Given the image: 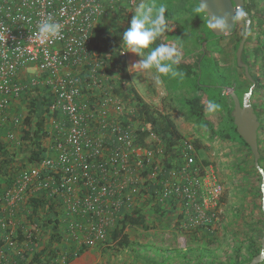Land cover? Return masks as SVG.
I'll use <instances>...</instances> for the list:
<instances>
[{"label": "built area", "instance_id": "2783aa9c", "mask_svg": "<svg viewBox=\"0 0 264 264\" xmlns=\"http://www.w3.org/2000/svg\"><path fill=\"white\" fill-rule=\"evenodd\" d=\"M139 1L0 0V123L8 122L5 113L12 101L30 85H49L54 95L50 111L66 131L64 140L54 146L56 159H43L40 167L23 172L20 186L0 195V201L19 205L34 183L51 198L63 194L68 239L80 246L103 242L121 208L131 207L135 196L151 187L162 204L170 200L178 204L183 217L180 227L185 231L208 229L212 223L214 227L219 219L222 186L198 163L192 141H182L180 156L164 174L163 148L144 149L136 144L129 130L132 126L118 120L126 112L119 98L108 95L96 104L82 100L79 69L101 58L94 49L93 29L99 20L124 6L136 7ZM26 73L32 76L30 82L23 81ZM111 111L118 118L107 121ZM105 122L113 125L117 148L109 150L104 145V133L95 135ZM153 138L159 145V139ZM9 139H14L12 132ZM145 165H154L149 183ZM48 171L54 175L48 176ZM77 188L82 195L75 199ZM82 218L91 222L90 228ZM0 226L7 224L0 219ZM8 245L16 248V239L9 237Z\"/></svg>", "mask_w": 264, "mask_h": 264}, {"label": "rangeland", "instance_id": "374dc122", "mask_svg": "<svg viewBox=\"0 0 264 264\" xmlns=\"http://www.w3.org/2000/svg\"><path fill=\"white\" fill-rule=\"evenodd\" d=\"M144 2L146 0H140L136 7L128 8L127 11H124L123 20L119 25L120 30L116 33L120 32L122 38L120 45L122 51L126 52L127 61L130 60V63L132 62V68L134 69L136 62L142 61L149 64L150 76L151 72H153L155 78L152 77L153 84L150 83L149 86L153 89V96H159V99L154 103L152 102L155 104L154 106H152L151 102L149 104L146 103L147 106L154 109L158 115L164 114L171 117L178 131L185 139L200 141L202 149L197 153L198 162L200 164L204 160L208 162L209 165L206 166V170L209 174H213L222 186V196L219 208H217L219 219L214 226L215 234L213 236L215 238L210 243L212 249L209 248L214 251L217 257L213 262V256L207 257L205 254H200L198 255L200 257H197L196 254L187 251L190 247L209 246L208 237H204L205 235L203 236L202 232H191V234L181 232L179 229L180 208H157L158 204H162L158 201V198L147 196L143 191L138 196H135L133 205L128 208L129 212L135 207L142 208L146 215V227L127 229L132 245L128 248H121L114 243H107V234L105 239L102 240L103 242H98L88 247V250L84 252L85 255L80 256L79 263L226 264L229 257L235 258L238 252L237 248L241 245V242L253 234L250 228L258 227L259 231L261 230L262 232L264 216L260 211L261 197L258 192L261 186V178L254 168L253 156L248 148L241 141L232 140L235 135L232 134L230 138L226 137L228 126L226 128L224 124H221L217 127L216 133L213 134L208 128L188 118L185 100L198 94L196 93L195 85L201 84L205 86L208 83H216L208 75L212 68L192 78L176 67L178 59L190 62L191 56L201 52L203 46L214 44L213 41L208 39L210 36L209 31L198 21L199 14L196 12V0H148L145 4ZM151 9H153L151 16L155 17V20H159L158 11L160 12L163 9L166 15L172 13L175 16L173 23L178 24H173L169 32L171 35L165 37L168 44L165 53H152L157 55L154 56L157 68L152 66L153 63L149 53L143 50L139 42L140 31L145 27H150L149 22L142 21V19L145 12ZM254 11H257L258 20L251 29L250 38L246 42L245 52L254 66L253 71L259 78L263 79L261 84H264V6L258 5L257 10L254 9ZM140 19L141 22L139 21ZM136 22L138 24L137 27L135 26ZM245 24L244 20H240L238 33L224 36L218 41V46L214 47L216 48L214 51L218 53V57L224 62V68L228 67L231 69L234 72L232 77L237 79L232 87L225 88L224 93L228 96L232 93H237L236 91L241 83L245 85L244 88L240 89V92L244 93V95L247 94L245 90L247 88L251 90L254 85L250 80H248L249 83H246L247 77L243 68L237 69L234 64L235 51L233 47L245 34ZM165 56L169 58L165 59ZM219 70L224 72L223 64L219 67ZM138 82H141V80H138ZM256 85L251 97V103L260 107L264 103V90L262 91L264 86L261 88L260 84ZM210 92H216V90L211 89ZM140 124L142 125V123ZM261 124L259 139L261 141V149L264 151V121ZM136 125L138 126V123ZM27 151L29 150L26 149L24 152L19 153L17 158L20 161L16 162V167L20 166V163L23 164L25 162V156L28 155ZM262 167H264V162ZM26 209L31 211L30 208ZM59 209L66 210V208ZM18 215L20 219L28 220V224H33V222L35 224L37 221L38 224H42V221L39 222L40 219H36L31 212L29 215L25 213H19ZM7 220V222L12 221V219L8 218ZM66 220H69V217ZM82 221L85 227L90 228V221L85 218H82ZM59 224L58 230L64 229L65 227L62 226L67 225L64 221H60ZM66 227L68 228V226ZM43 230H45L48 239V230ZM68 237L69 233L65 242L72 244L78 250L80 245L71 242ZM37 241L39 242L38 239ZM47 244L48 240L45 241V246L48 247ZM162 250L166 251L164 256L159 254V251ZM243 253L244 255L248 254L246 247ZM58 257L57 264H68L72 258L67 253L62 254V257Z\"/></svg>", "mask_w": 264, "mask_h": 264}, {"label": "trees", "instance_id": "16d2710c", "mask_svg": "<svg viewBox=\"0 0 264 264\" xmlns=\"http://www.w3.org/2000/svg\"><path fill=\"white\" fill-rule=\"evenodd\" d=\"M196 3H197L196 12L199 14L198 21L201 24H203V26L206 27V29L209 31L210 36L208 37V39L213 41L214 44L203 46L201 52H198L191 56L190 62H187L186 60L183 59H178V62L176 63V67L182 70L185 75L190 76L192 78L196 77L199 73L201 75V73H203L204 71H209L212 68V71H209L208 75H210V78L216 81V83L214 84L208 83V85L205 86H202L201 84L198 85L197 83H195L197 84L195 85V88H196V93L198 94L193 96L192 98L185 100L186 112L188 118L192 121L197 122L201 126L208 128L209 130H211L213 134L216 133L217 127L220 126L221 124H224L226 128L228 126V132L226 137L230 138L232 134L235 135V137L232 138V140L241 141L243 145L247 147L250 153L252 154L250 147L238 134L237 128L234 124V118L232 115L234 110V100L231 97V95L228 96L224 93L225 88L232 87L237 79H235V77L234 78L232 77V74L234 76V72H232L231 69H229L228 67L224 68L223 60L220 59L218 57V53L214 51L216 50V48L214 47L218 46L217 44L218 41L223 37H218L212 32L211 28L208 26V18L206 14L200 10L198 0H196ZM262 4H264V0H260V1L249 0V9L246 7L245 12H249L248 10H250V8H253V10L254 9L257 10V6L258 5L262 6ZM127 7L128 6H124L123 8H121V10L116 12V14L120 13L121 15L122 13H124L125 8ZM152 12L153 9L147 10V12H145L143 16L142 21L144 20L145 22H149L150 27L148 28L145 27L140 31L139 42L143 47V50L149 53V57L152 60L154 68H157L155 65L156 63L154 58V56L157 55H153V54L165 53L166 46L168 45L166 43L165 37L171 35L169 34L170 27L176 23H173L175 16L172 13H168V15H166V12L163 9H161L160 12L158 11L159 20H155V17L151 16ZM139 21L141 22V19ZM135 26L136 27L138 26L137 22ZM242 38H240L233 47L235 51L234 64L237 69H240V67L237 64L236 52L239 48ZM121 39L122 38L120 36V32L118 33L111 32L108 29V27L95 26V28L93 29L92 40L94 42V49L96 53L101 55V57L103 58V59L101 58L100 61H104L105 65L107 64L106 68L104 65L105 69L103 70L106 71V74L109 77V81L106 83L107 85L105 84V87L108 86L107 90L111 93L110 95H113L122 101V104L126 112L124 113V115L120 116L118 120L131 125L135 129L134 130L131 127L129 130L130 132L132 131L136 144L140 145L144 149H152L153 147L163 148L164 156L161 164L164 170H166L164 173L166 174V172H168L171 168L174 167L175 160H177V158L180 156L182 141L185 140V138L178 131L176 124L173 122L171 117L164 114L158 115L154 109H152L150 106H147L143 98L138 94L136 89L133 87L127 58L126 56L122 55V47L120 45ZM168 58L169 57L165 56V59ZM245 59L246 58L244 51V61ZM222 64L225 73L222 70H219V67H221ZM100 71L101 70H99L98 73ZM83 78H85L86 81H90V75L88 69H85ZM24 79L29 81V74L23 75V81ZM246 83H249L248 78L246 80ZM260 85L261 88L264 86V84H260ZM82 87L83 89L85 88L84 85ZM244 87L245 85L241 83V85H239V88L236 91L237 92L236 94L238 95L241 102L243 101L244 93H241L240 89ZM211 89H215L216 92H210ZM263 90L264 89L262 88V91ZM249 91H250L249 88L245 90V92L247 93ZM21 97H22V104H24L25 107L27 108V116L23 118L21 122V125L23 126L21 129V136H22V140L26 142L25 145L26 148L30 150L31 153L30 160L32 162L34 161L37 163L43 159L51 158L52 152L50 153L46 151V149L43 147V143H44L43 141L48 136L47 116L49 115L53 116L50 111V107L54 100L52 88L49 85H45V86L30 85V88L27 89L25 92H23ZM253 107L255 113L258 115L260 122L262 123L264 121V103L260 107H257L256 105H253ZM137 123L138 126L136 125ZM140 123H142V125ZM104 124L106 125L105 128L103 129L100 128L101 125L98 126L97 133L98 132L104 133L103 143L109 150L117 148L119 144L116 140L115 135L112 132L113 125L107 122H105ZM12 126L9 124V120L8 122L4 123L3 126H0V195H4L7 191L13 189V187L18 188L20 186L19 173L22 169H24V164L20 166L21 168L15 166L16 162H18L17 160L18 152H24L25 150L23 146L18 147L15 144L13 146L9 143H5L4 141L5 136L8 135ZM153 137L159 139L160 141L159 145H157L154 142ZM192 142L197 152L202 149V145L199 140ZM8 145L10 146V149ZM55 145L56 144H54V146ZM259 148L261 152L260 165L262 167L264 162V151L261 149L260 139H259ZM53 151L56 153L57 156V152L55 150ZM253 164H254V156H253ZM201 165L206 167L209 164L204 160L203 162H201ZM153 168L154 165L151 166L145 165L144 167V174L145 177L147 178V183L150 182ZM254 168L256 169L258 175H260L255 164H254ZM262 168L264 169V167ZM48 173L49 171L47 172V174ZM52 175L54 174L52 173ZM260 178H261V186H262L261 175ZM261 186L258 192L261 197L260 211L264 216L261 205L262 203ZM145 188L148 187H144V189ZM144 193L147 196H153L154 198H156L155 189L153 187L149 188V190L145 189ZM173 203L175 202L170 200L165 202L164 204H158L157 208H167L168 206L167 204L170 205ZM54 204L55 203L50 204L48 202L45 204L43 201L37 202V200H32L31 205L34 208H30L31 209L30 212L33 214V216L36 219H40L39 222L42 221L41 227L43 229L49 228L51 234V248H52L51 252L57 254L60 251L56 250L57 248L54 249L52 246L55 244V242L60 243L61 242L60 237L62 236L58 232L59 224L57 225L56 223L54 226L50 225L51 223L56 221L55 219L56 217L59 216L60 213L58 210L59 208H56V206L54 207ZM48 205H50L49 206L50 208L45 212L46 213L45 215L42 214V212H44L45 208ZM62 214L64 215V213ZM182 218L183 217L180 216V219ZM145 222H146V215L142 208L135 207L131 210V212L128 211V207L121 208V210L115 215L114 224L111 226V228L108 231V241L106 242L110 244L114 243L115 245L121 248L130 247V245H132L131 244L132 242L129 240L130 237L129 234L127 233V229L139 228L143 226L146 227ZM213 225L214 223H212L210 228L208 229L203 227L191 231H185L181 227H179V229L181 232H184L186 234H191V232L192 233L202 232L203 233L202 235L203 236L205 235L204 237H208L207 240L209 241V246L207 247L203 246L197 248L190 247V249H188L187 251L196 254L197 257H200L198 256L200 254H205L207 257L213 256L212 260L214 262L217 256L214 254L213 250L209 249L211 248L210 243L213 241V238H215L213 236L215 234ZM250 231H253V234L249 235L247 239H244L241 242V245L238 246L237 248L238 252L235 258L229 257L228 260L226 261V264H250L253 258H255L261 253L262 251L261 240L264 235V221L262 222V232L261 230L259 231L258 227H255L254 229L250 228ZM37 243L38 242L36 239L31 240L32 251L35 252L36 254L32 260V264H39L42 262L40 258V254L38 252L36 253V249L38 247ZM88 247H89L88 244H83L74 253V255H72L71 253L70 256L71 257L79 256L80 254L88 250ZM245 247L246 250L248 251V254L246 255H244L243 253ZM165 253L166 251L164 250L159 251V254L161 256H164ZM260 264H264V261Z\"/></svg>", "mask_w": 264, "mask_h": 264}, {"label": "crops", "instance_id": "0c3cea01", "mask_svg": "<svg viewBox=\"0 0 264 264\" xmlns=\"http://www.w3.org/2000/svg\"><path fill=\"white\" fill-rule=\"evenodd\" d=\"M147 1L148 0H146V2ZM146 2H144V4ZM262 5H264V4H262ZM127 10H128V7L125 8V11H127ZM124 14L125 13H122L121 15H120V13H117V14L113 13L107 18L99 20L98 23L96 24V26H105V27H108V29L111 32H117L118 30H120L119 25H120V22L123 20ZM128 48H130V47H128ZM99 56H101V55H99ZM101 58L96 59V60L93 59L90 63H88L87 65H85L79 69L80 76L82 78V86L83 85L85 86L84 89L82 87V94H83L82 100L88 101L89 103H92V104H96L97 102L99 103L103 98H105L106 96L111 94L107 90L108 86L105 87V84L109 81V77L106 74V71H103L107 67V64L105 65L104 61H100ZM131 63H130V60H128V67H129L133 87L136 89L138 94L143 98L145 103L149 104V102H151L152 106H154L155 104H153V103L159 99V96L154 97L153 96V89H151L149 86L150 83L153 84L152 83V77L155 78L153 75V72H151V76L149 74L150 73L149 68H148L149 64L147 62L144 63L142 61L138 62V63L136 62L135 67L133 69L132 68L133 64H131ZM104 65H105V68H104ZM85 69H88V71H89L90 81H86L85 78H83V74L85 73ZM99 70H101V71L98 73ZM26 74H23V75H26ZM30 78H32V76L31 77L29 76V80H30ZM136 78H137V80H136ZM138 80H141V82H138ZM27 81L28 80L24 79V82H27ZM142 82H143V84H142ZM140 84H142V86H140ZM157 91H159V90L157 89ZM22 107H23V109H22ZM26 116H27V108L25 107L24 104H22V97H20L18 100H13L10 108L5 113V118L7 119V121L9 120V124L11 126L13 125L12 126L13 128L11 127V130L9 131V133L10 132L13 133L15 140L9 139V133H8V135L5 136V140H4L5 143H9L13 146L15 144L18 147L23 146V148L25 150L27 149L25 146L26 142L22 140V136H21V129L23 127L21 125V122H22L23 118H25ZM47 118H48L47 119L48 136L43 141L44 142L43 147L46 149V151H48L50 153L52 152V158L56 159V153L53 151L54 150V144H56L59 141L64 140L66 131L64 130V128H61L58 123L55 122L54 116L49 115V116H47ZM117 118H118V115L115 112L111 111L109 113V116H107L106 120L107 121H114ZM16 119L20 120L19 124L14 123V121ZM95 120L96 121L99 120V117L97 116L95 118ZM0 126H3V123H0ZM95 135L101 136V133L96 132ZM9 149H10V146H9ZM27 152H28V155L25 156L26 160L23 163L24 169H22L20 171V173H19L20 175L27 170L38 168L41 165L40 162H37V163L34 161L32 162L30 160V154H31L30 150ZM19 153L20 152H18V155H19ZM17 160L20 161L18 158H17ZM21 165H22V163H20V166ZM20 166H18V167H20ZM51 173H52V171H49V173L47 175L49 176ZM80 195H82V192H81L80 188H77L73 197H75V199H77V198H79ZM32 200H37V202L43 201L45 204L47 202L50 204L55 203L54 207L56 206V208H68V206L66 205V201H65L66 197L63 194H60L54 198H51L46 192L37 188L35 186V183L30 184L27 187V189L24 193V196H23V200L21 203H19V205L10 206L6 202L0 201V219L4 220L7 224L6 228L0 226V264H32V260L36 255L35 252L32 251V247H31L32 246V244H31L32 239H36V240L38 239L39 240V242L37 241L38 247L36 249V253L38 252L40 254V258L42 260V262L39 264H57V260L59 259V257L57 258V256L62 257V254H66V253L67 254L72 253V255H74V253L77 251L75 246H72V244L65 242V240L68 236V232H69L68 228L66 227L67 225L62 226V227H65L64 229L58 230V232L62 236V237H60V240H61V242L62 241L63 242L62 243L61 242L60 243L55 242V244L52 246L54 249L57 248L56 250L60 251L57 253L59 255H57V254L51 252V250H52V248H51V234H50L49 228L47 229L49 232V234H48L49 236L47 239V235L45 234V230H43V228L41 229L40 224H38L37 222H35V224H34V222H33V224L32 223L28 224L27 223L28 220L20 219V217L18 215L19 213H25V214L29 215L30 211H27L26 208H34L31 205ZM167 205H168L167 208H175V207L178 208V206H177L178 204L176 202L173 204H170V205L167 204ZM49 206L50 205H48L45 208V212L50 208ZM58 210L60 212L59 216L56 217V219H55L56 221H54L53 224H50L51 226H54L56 223L58 225L60 221L65 222V220L67 219L66 210L65 211L60 210V209H58ZM45 212H42V214L45 215L46 214ZM62 213H64V215ZM7 218L12 219V221L7 222L8 221ZM65 224H66V222H65ZM59 227H60V224H59ZM35 229H36L37 234L35 232ZM61 231H63V232H61ZM9 237H12V238L14 237L17 240V248H10L9 247V245H8V238ZM46 240H48V244H47L48 247L45 246ZM83 255H85V254L83 253L82 255L80 254L79 256L72 257L71 260L68 262V264H80L79 263L80 256H83ZM43 259H44V261H43ZM46 259H48V261H46Z\"/></svg>", "mask_w": 264, "mask_h": 264}, {"label": "water", "instance_id": "95a60500", "mask_svg": "<svg viewBox=\"0 0 264 264\" xmlns=\"http://www.w3.org/2000/svg\"><path fill=\"white\" fill-rule=\"evenodd\" d=\"M198 2L200 10L204 12L208 18V26L218 37L233 34L237 26L238 18L246 20V32L237 50V64L240 68L245 69L246 77L254 82L249 71V66L243 60V53L246 42L249 38L252 22L250 14L242 10L244 0H198ZM254 88L255 84L251 90L244 95L242 102L236 93L231 94V97L234 100V110L232 115L237 132L250 147L252 155L254 156V164L262 177L261 205L264 213V169L260 165L261 152L259 148V129L261 127V122L258 115L255 113L253 104L251 103ZM261 245V253L253 258L250 264H260L264 261V235L261 240Z\"/></svg>", "mask_w": 264, "mask_h": 264}, {"label": "flooded vegetation", "instance_id": "af4514ba", "mask_svg": "<svg viewBox=\"0 0 264 264\" xmlns=\"http://www.w3.org/2000/svg\"><path fill=\"white\" fill-rule=\"evenodd\" d=\"M246 7L249 9V0H244V6H243V11L245 12V9H246ZM249 12V14H250V17H251V20H252V22H251V27H250V32H251V29H252V27L254 26V24L256 23V21L258 20V16H257V11H254L253 10V8H250V10H248ZM240 20H244L245 22H246V20L245 19H242V18H238L237 19V26H236V29H235V31H234V33L233 34H237L238 33V31H239V26H240ZM245 30H246V24H245ZM233 34H231V35H233ZM245 35V34H244ZM244 35H243V37H244ZM250 35L251 34H249V38H250ZM249 38H248V40H249ZM246 47V46H245ZM245 51V50H244ZM236 57H237V52H236ZM245 63H247L248 64V66H249V71H250V74H251V76H252V78H253V81L254 82H252L253 84H255V87L257 86L256 84H261V82L263 81V79H261V78H259V76H257L256 74H255V72L253 71V69H254V66L252 65V62L251 61H249V59H248V56H247V53L245 52ZM243 60H244V53H243ZM243 71H244V74H245V69H243ZM245 76H246V74H245ZM249 80V79H248ZM263 84V83H262Z\"/></svg>", "mask_w": 264, "mask_h": 264}]
</instances>
